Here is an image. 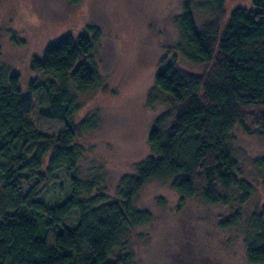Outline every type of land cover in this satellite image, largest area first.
I'll use <instances>...</instances> for the list:
<instances>
[{"label":"trees","instance_id":"obj_1","mask_svg":"<svg viewBox=\"0 0 264 264\" xmlns=\"http://www.w3.org/2000/svg\"><path fill=\"white\" fill-rule=\"evenodd\" d=\"M215 1V19L203 28L184 3L177 22L186 56L207 66L206 71L192 75L174 62L156 71L154 87L168 96L174 117L155 120L147 136L150 155L134 174L122 177L116 199L92 195L93 181L77 175L80 155L72 120L77 105L67 85L84 93L95 83L96 72L87 61L94 38L65 35L46 45L29 67L49 79L30 85L27 94L17 73L0 70V264H131L128 257L111 260L108 254L126 228L147 221V212L135 209L133 200L151 179L169 180L181 198L196 195L209 205L226 203L223 192L237 185L229 133L236 125L251 132L247 113L257 109L254 129L264 134V0H246L250 7H234L227 14L226 0ZM38 87L47 98L40 115L63 124L54 137L26 118L33 106L30 95ZM59 170L70 190L62 201L48 206L41 185ZM34 178L22 194L21 186ZM72 212L77 221L65 226ZM252 222L247 259L264 264V205Z\"/></svg>","mask_w":264,"mask_h":264},{"label":"rangeland","instance_id":"obj_2","mask_svg":"<svg viewBox=\"0 0 264 264\" xmlns=\"http://www.w3.org/2000/svg\"><path fill=\"white\" fill-rule=\"evenodd\" d=\"M184 3L200 28L214 21L215 0H0V70L17 73L25 94L30 85L49 79L29 67L46 45L65 35L94 38L87 61L96 72L95 83L84 93L67 85L77 105L72 119L80 155L77 175L93 181L92 195L116 199L122 177L134 174L150 155L147 136L155 120L173 119L170 99L154 87L161 65L174 62L196 76L206 71L207 66L186 56L177 22ZM239 6L250 7L246 0H226L225 13ZM30 97L27 120L56 136L63 124L40 115L45 93L38 87ZM258 113H247L251 132L236 125L228 135L237 185L223 192L225 204L209 205L196 195L181 198L169 180H148L133 200L135 209L147 212V221L126 228L109 259L124 256L131 264H251L247 245L254 235L252 218L264 205V134L254 129ZM64 175L59 170L45 177L41 198L48 206L68 196ZM34 182L22 185V194ZM76 221L72 212L64 225ZM46 239L52 243V231Z\"/></svg>","mask_w":264,"mask_h":264}]
</instances>
